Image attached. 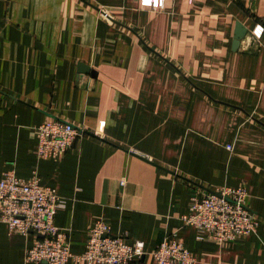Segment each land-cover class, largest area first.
I'll list each match as a JSON object with an SVG mask.
<instances>
[{"label":"crops","instance_id":"crops-1","mask_svg":"<svg viewBox=\"0 0 264 264\" xmlns=\"http://www.w3.org/2000/svg\"><path fill=\"white\" fill-rule=\"evenodd\" d=\"M52 119L83 135L40 160ZM6 173H37L61 197L55 223L74 254L102 220L145 243L135 262L153 264L175 236L197 264H264V0H0ZM240 186L253 233L217 243L183 222L192 195ZM38 238L0 221V264H35L25 252Z\"/></svg>","mask_w":264,"mask_h":264},{"label":"built area","instance_id":"built-area-1","mask_svg":"<svg viewBox=\"0 0 264 264\" xmlns=\"http://www.w3.org/2000/svg\"><path fill=\"white\" fill-rule=\"evenodd\" d=\"M263 30H256L258 37ZM37 156L40 160L61 159L83 135V131L61 120H48L39 128ZM99 135L98 132L95 133ZM232 150V146H228ZM246 187H223L199 197L192 195L189 214L182 220L195 227L202 235L217 243L234 241L253 233L258 215L246 206ZM64 203L51 188L42 187L35 173L29 180L6 173L0 181V221L7 224L10 233L39 236L27 248L25 259L35 264H150L136 259L147 253L145 243L129 244L124 237L114 236L111 226L98 220L89 228L85 251H71L67 233L56 226L57 210ZM153 264H197L195 256L175 236L167 238L152 253Z\"/></svg>","mask_w":264,"mask_h":264},{"label":"water","instance_id":"water-1","mask_svg":"<svg viewBox=\"0 0 264 264\" xmlns=\"http://www.w3.org/2000/svg\"><path fill=\"white\" fill-rule=\"evenodd\" d=\"M83 2L87 3V0H82ZM99 10V9H97ZM238 29H237V32H236V37H235V41H234V47L236 48L239 43H240V40L243 38L244 34H245V29L239 24L238 26ZM47 264V263H45Z\"/></svg>","mask_w":264,"mask_h":264}]
</instances>
